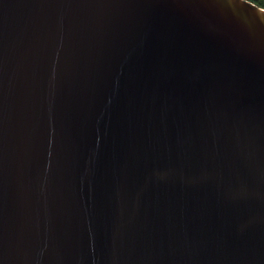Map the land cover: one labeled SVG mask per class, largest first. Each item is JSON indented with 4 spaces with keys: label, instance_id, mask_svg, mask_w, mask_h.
Masks as SVG:
<instances>
[{
    "label": "water",
    "instance_id": "1",
    "mask_svg": "<svg viewBox=\"0 0 264 264\" xmlns=\"http://www.w3.org/2000/svg\"><path fill=\"white\" fill-rule=\"evenodd\" d=\"M0 264H264V6L0 0Z\"/></svg>",
    "mask_w": 264,
    "mask_h": 264
},
{
    "label": "trees",
    "instance_id": "2",
    "mask_svg": "<svg viewBox=\"0 0 264 264\" xmlns=\"http://www.w3.org/2000/svg\"><path fill=\"white\" fill-rule=\"evenodd\" d=\"M252 1H255L256 3L264 6V0H252Z\"/></svg>",
    "mask_w": 264,
    "mask_h": 264
}]
</instances>
